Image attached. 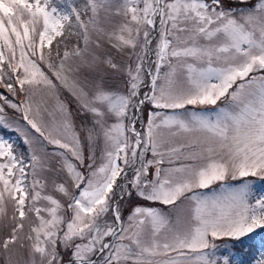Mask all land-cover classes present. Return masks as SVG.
<instances>
[{
    "label": "snow or ice",
    "instance_id": "6c2138e0",
    "mask_svg": "<svg viewBox=\"0 0 264 264\" xmlns=\"http://www.w3.org/2000/svg\"><path fill=\"white\" fill-rule=\"evenodd\" d=\"M257 184L264 0H0L16 264H235L264 231Z\"/></svg>",
    "mask_w": 264,
    "mask_h": 264
},
{
    "label": "trees",
    "instance_id": "16d2710c",
    "mask_svg": "<svg viewBox=\"0 0 264 264\" xmlns=\"http://www.w3.org/2000/svg\"><path fill=\"white\" fill-rule=\"evenodd\" d=\"M249 235L252 238L250 240L247 237L243 238L244 244H240V242H232V244L235 245L232 257L235 264L250 262L253 259V255L259 242H264V231H258V234L253 233ZM232 244H230V248L232 247Z\"/></svg>",
    "mask_w": 264,
    "mask_h": 264
},
{
    "label": "rangeland",
    "instance_id": "374dc122",
    "mask_svg": "<svg viewBox=\"0 0 264 264\" xmlns=\"http://www.w3.org/2000/svg\"><path fill=\"white\" fill-rule=\"evenodd\" d=\"M122 86V85H121ZM36 100L39 102L41 100V96L38 95L36 97ZM13 140H16L17 137L15 134H9ZM217 186H213L215 189ZM257 191L260 194H264V184H257ZM211 191V190H206ZM127 207V206H126ZM173 219H175V214H173ZM259 231V230H258ZM218 243H222V241H218ZM230 247V245H229ZM10 257L11 258V264H16L18 260V255L11 254V253H4L2 249H0V264H5V260ZM261 257H264V242H259L257 245V248L255 250V253L253 255V259L248 263H239V264H257V261L261 259ZM235 258V257H234ZM236 259V258H235Z\"/></svg>",
    "mask_w": 264,
    "mask_h": 264
}]
</instances>
